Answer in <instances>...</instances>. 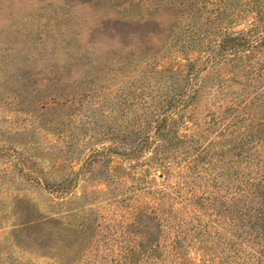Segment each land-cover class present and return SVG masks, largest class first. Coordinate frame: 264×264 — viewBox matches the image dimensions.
Masks as SVG:
<instances>
[{
  "label": "rangeland",
  "instance_id": "374dc122",
  "mask_svg": "<svg viewBox=\"0 0 264 264\" xmlns=\"http://www.w3.org/2000/svg\"><path fill=\"white\" fill-rule=\"evenodd\" d=\"M212 1L0 0V264H264L243 214L264 79L227 70L192 98ZM229 1L230 30L264 32L258 0ZM168 111L179 137L158 156L96 153Z\"/></svg>",
  "mask_w": 264,
  "mask_h": 264
},
{
  "label": "trees",
  "instance_id": "16d2710c",
  "mask_svg": "<svg viewBox=\"0 0 264 264\" xmlns=\"http://www.w3.org/2000/svg\"><path fill=\"white\" fill-rule=\"evenodd\" d=\"M239 1L236 0L237 3ZM258 2L261 6L257 16L254 17V21L264 22V0H258ZM229 4H232L229 0L212 1L206 26L216 38L207 46L201 47L203 52L201 51L196 57H192L189 72H192V79L196 81L192 89V98L194 99L206 88V78L212 74L222 77L228 70L230 75L233 76L248 77L250 74H254L264 79V32L257 36H252L253 31L251 28L247 31L244 29L230 30L229 24L236 23L240 19L241 9L237 8L234 11H229V7H231ZM204 24L205 22H202L200 25L203 26ZM254 24L255 22L252 23L253 26ZM258 54L263 56V60L256 59ZM232 99L235 100L236 97ZM168 112L165 115L157 114L151 116V118L149 117L150 120L147 124L139 128L132 127L124 130L125 134L123 137L112 139L115 144L104 146L102 149L96 150V153L107 164H109V160L106 159H109L113 153H117L116 148H114L117 144L125 147L126 151H131L129 154H136L138 151L146 149L153 156H158L161 148L166 143L164 141L167 136L175 134L179 137V132L175 125L176 117L173 116L171 111ZM142 133L145 134L144 139L140 138ZM261 178L264 179V173ZM254 185L256 192L253 198L249 200L251 207L248 205V207L244 208L243 214L244 217H248L249 220L254 221L256 224L261 223L264 225V180L254 183ZM53 191L59 194L61 190ZM70 193L62 190L60 194L69 196ZM37 222H41V224L46 226L48 224V221L32 220L27 222L25 226L28 228L31 227L30 225L37 224ZM16 236L19 237V234Z\"/></svg>",
  "mask_w": 264,
  "mask_h": 264
}]
</instances>
